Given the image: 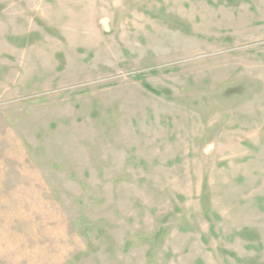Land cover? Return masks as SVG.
I'll use <instances>...</instances> for the list:
<instances>
[{
  "label": "rangeland",
  "instance_id": "374dc122",
  "mask_svg": "<svg viewBox=\"0 0 264 264\" xmlns=\"http://www.w3.org/2000/svg\"><path fill=\"white\" fill-rule=\"evenodd\" d=\"M0 264H264V0H0Z\"/></svg>",
  "mask_w": 264,
  "mask_h": 264
}]
</instances>
